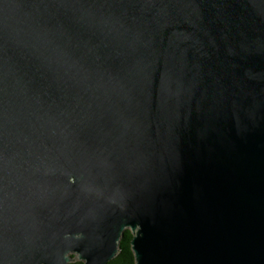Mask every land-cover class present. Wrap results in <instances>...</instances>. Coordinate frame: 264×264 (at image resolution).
<instances>
[{"label":"water","instance_id":"water-1","mask_svg":"<svg viewBox=\"0 0 264 264\" xmlns=\"http://www.w3.org/2000/svg\"><path fill=\"white\" fill-rule=\"evenodd\" d=\"M264 264V0H0V264Z\"/></svg>","mask_w":264,"mask_h":264},{"label":"trees","instance_id":"trees-1","mask_svg":"<svg viewBox=\"0 0 264 264\" xmlns=\"http://www.w3.org/2000/svg\"><path fill=\"white\" fill-rule=\"evenodd\" d=\"M132 232L129 229H124L119 242H118V253L116 256L108 261L106 264H135L134 254L131 249ZM69 264H82V262H74Z\"/></svg>","mask_w":264,"mask_h":264},{"label":"rangeland","instance_id":"rangeland-1","mask_svg":"<svg viewBox=\"0 0 264 264\" xmlns=\"http://www.w3.org/2000/svg\"><path fill=\"white\" fill-rule=\"evenodd\" d=\"M69 256H70V259H73L75 256V260L74 261H69V263H74V262H82L81 260H79V258H78V255L77 254H75V253H69Z\"/></svg>","mask_w":264,"mask_h":264}]
</instances>
